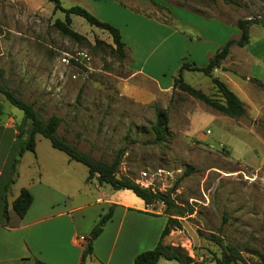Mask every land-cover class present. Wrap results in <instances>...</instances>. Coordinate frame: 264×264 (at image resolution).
Wrapping results in <instances>:
<instances>
[{"label":"rangeland","instance_id":"obj_1","mask_svg":"<svg viewBox=\"0 0 264 264\" xmlns=\"http://www.w3.org/2000/svg\"><path fill=\"white\" fill-rule=\"evenodd\" d=\"M59 1L65 9L79 6L117 28L125 57L114 51L108 33L78 16H71L69 26L77 37L64 35L56 25L64 16L53 12L47 0H0V85L32 104L41 120L59 117L57 136L91 159L110 164L122 150L117 178L150 184L149 190L173 203L167 210L162 202L153 205L175 215L172 243L182 257L216 264L227 247L238 251L237 262L264 264V0ZM198 15L213 22L204 35L212 55L227 41L239 39H233L239 34L234 28L238 20L258 22L252 25L257 29L250 30L249 44L231 48L232 58L224 64L234 73L238 69L233 62L251 57L246 72L253 87L243 90L247 106L240 118L218 113L180 86L145 104L124 94L130 86L154 91L141 76L132 79L134 70L165 73V81L177 77L180 56L191 51L187 40L195 42L184 25L208 23ZM180 37L186 47L176 53ZM215 77L226 81L223 73ZM182 78L221 101L204 74L185 71ZM7 107L15 118L23 117ZM158 112L167 117L162 141L152 131ZM35 139V155L24 152L15 169L69 190L80 185L87 169L72 162L73 168L63 174L59 166L66 155L52 149L48 140ZM94 197L95 188L86 184L77 199L89 202Z\"/></svg>","mask_w":264,"mask_h":264},{"label":"crops","instance_id":"obj_2","mask_svg":"<svg viewBox=\"0 0 264 264\" xmlns=\"http://www.w3.org/2000/svg\"><path fill=\"white\" fill-rule=\"evenodd\" d=\"M181 13L184 14L185 11L182 10ZM198 16L196 18L200 21L208 22L205 17ZM198 23L195 28L184 25L191 31L195 42L191 39L187 40L191 42L189 43L191 51H187L188 58L185 54L180 56L179 66L183 61L190 60L196 66L203 67L213 56L206 43L207 39L204 37L208 34L206 27L208 28L213 22L210 21L205 26L201 22L202 26ZM214 23L218 25V28H222L220 23ZM160 26L165 28L164 25ZM252 29L257 28L251 26L249 34ZM238 36L239 34L234 35L233 39ZM121 38L124 42L123 36ZM187 41L181 37L178 39L180 47L177 48L176 53L185 49L184 45ZM231 48L239 47L232 46ZM231 58L230 51L228 57L222 61L220 68L214 70L212 76L215 77L219 72L223 73L226 81L222 82L244 106H247V98L243 90H250L253 87L250 82L253 79L246 72L251 57L244 56L237 63L233 62L232 64L238 69L234 73V70L226 71L224 65L230 62ZM139 76L151 84L154 91L150 92V90L131 86L125 87L124 94L136 103H150L156 95H166L173 89V80H163L165 73L154 76L144 75L141 70H134L132 79ZM7 105L10 104L0 95V264H35V261L43 264H133L138 254L154 249L166 225L167 216L160 211V207L155 208L157 205L146 206L131 191H112L108 187H100L95 179L86 182L87 176L80 185L69 190L65 185L58 187L37 179L29 170L22 172L18 168L12 174L17 146L19 142L23 144L26 141L27 127L23 117L17 119L12 116ZM34 150L36 151V139ZM23 158L24 153L19 159L18 166ZM72 162L67 156L61 162L62 166H59V169H64L63 174L73 168ZM12 179L13 183L10 184ZM60 179L64 180L62 175ZM86 184H91L95 188L94 200L91 199L89 202H85L83 198L77 199L78 194L84 188L86 189ZM22 189L30 192L32 203L21 218L13 211L12 203ZM4 206L6 207L5 215L3 214ZM110 207L113 209L112 217L105 224L101 234L92 242L91 255H86L83 247L84 239L89 236L100 217ZM172 235L171 232L164 237L162 243L175 246L172 243ZM158 264L180 263L160 259Z\"/></svg>","mask_w":264,"mask_h":264},{"label":"trees","instance_id":"obj_3","mask_svg":"<svg viewBox=\"0 0 264 264\" xmlns=\"http://www.w3.org/2000/svg\"><path fill=\"white\" fill-rule=\"evenodd\" d=\"M53 5V12H61L64 16L63 22H57L59 30L68 37H77L76 33L69 29L71 24V16H78L82 18L89 26L105 31L111 37L114 51L120 58L125 57V45L122 42L121 34L119 30L108 23L99 21L96 17L90 14L85 9L74 6L65 9L61 6L59 0H47ZM209 2H216L217 0H206ZM258 24L256 21L250 20H238L236 27L239 31V39L237 41L229 40L220 49H218L214 55L209 59L208 63L203 67L196 66L193 62L184 61L177 73V77L173 79V89L177 86L183 89V91L190 93L194 97L200 99L205 105L218 113L227 116L229 118H240L245 114L244 104L233 94L227 86L218 78L213 77L214 70L220 68V64L225 60L230 52L232 46L243 48L249 43V29L252 25ZM264 30V25H262ZM185 71L200 72L210 79L211 84L215 87L217 94L220 96L221 101H215L204 95L200 91L193 89L190 85L186 84L182 78V74ZM0 95H2L7 102L17 110L23 113V119L27 127V139L20 145L17 150V157L12 168V174L15 173V167L19 163V159L25 151H29L32 154L35 153V138L40 136L50 143L52 149L57 150L65 154L70 161L77 162L83 165L87 169L86 182H90L95 179L96 184L100 187H108L112 191L129 190L136 197L141 199L146 206L152 205L157 202H162L167 209L173 207V203L168 198L153 193L149 189L141 188L127 179H118L117 169L120 165L123 151L119 150L110 164L95 161L87 155L81 153L77 148L68 144L65 140L58 137L56 131L61 123V119L57 116H51L46 121L41 120L32 104H28L19 98L15 97L12 92L6 90L0 85ZM167 124V117L164 112H158L156 115V122L152 126V131L155 135L156 141H162L165 133V127ZM14 176V175H13ZM13 183V179L10 184ZM32 203V196L26 189H22L17 198L12 203L13 211L19 216L23 217L28 211ZM113 209L110 207L108 211L100 217L96 225L91 230L88 237L84 239L83 247H87L86 255H91L92 242L101 234L105 224L112 217ZM3 214H6V207H3ZM177 214V213H176ZM179 214V213H178ZM167 215L166 225L162 231L160 240L154 249L142 252L138 254L133 264H158L160 259L167 261H176L180 264H204L194 262L191 258L182 257L179 251L169 245H164L162 239L170 234L172 228L177 224L172 214ZM218 242V241H217ZM239 253L233 248H224L219 259H215L216 264H235L239 260ZM35 264H43L39 261H35Z\"/></svg>","mask_w":264,"mask_h":264},{"label":"built area","instance_id":"obj_4","mask_svg":"<svg viewBox=\"0 0 264 264\" xmlns=\"http://www.w3.org/2000/svg\"><path fill=\"white\" fill-rule=\"evenodd\" d=\"M82 59L83 60L84 59L88 60V58L85 55H82ZM142 176L145 177V175H142ZM138 183H140V185L139 184H137V185H139L141 188L148 189L150 187V184L146 185V184H144L142 182H138ZM151 191L153 192V190H151ZM236 264H254V263H251V262H249L247 260H244L243 263L242 262H236Z\"/></svg>","mask_w":264,"mask_h":264},{"label":"water","instance_id":"obj_5","mask_svg":"<svg viewBox=\"0 0 264 264\" xmlns=\"http://www.w3.org/2000/svg\"><path fill=\"white\" fill-rule=\"evenodd\" d=\"M84 251H85V252L87 251V247L84 248Z\"/></svg>","mask_w":264,"mask_h":264}]
</instances>
